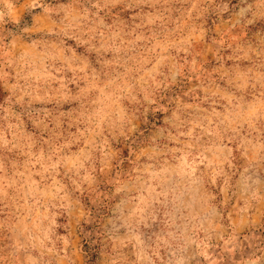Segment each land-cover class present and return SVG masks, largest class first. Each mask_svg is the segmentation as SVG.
Listing matches in <instances>:
<instances>
[{
    "label": "clouds",
    "instance_id": "9594fccd",
    "mask_svg": "<svg viewBox=\"0 0 264 264\" xmlns=\"http://www.w3.org/2000/svg\"><path fill=\"white\" fill-rule=\"evenodd\" d=\"M176 77L195 84L161 104ZM0 84L9 91L0 105L3 264H76L77 192L91 201L89 218L107 207L117 222L111 234L95 230V264H264V179H235L238 158L264 160V0H0ZM149 109L162 123L138 138ZM13 149L27 157L22 170L4 155ZM35 163L48 173L39 189ZM61 215L67 224L55 222ZM141 225L155 230L150 245Z\"/></svg>",
    "mask_w": 264,
    "mask_h": 264
},
{
    "label": "rangeland",
    "instance_id": "374dc122",
    "mask_svg": "<svg viewBox=\"0 0 264 264\" xmlns=\"http://www.w3.org/2000/svg\"><path fill=\"white\" fill-rule=\"evenodd\" d=\"M63 3L64 0H61ZM39 8H34L32 10L33 13L39 12ZM118 9H113L112 13H116ZM135 11V10H133ZM103 16V13L100 14ZM131 13L128 10H125L124 12L120 13V16L122 19L127 20ZM175 15V13H174ZM25 20H27L29 23L31 22V15H25ZM106 23H111V20H106ZM10 27V25L8 26ZM215 36V33L212 34ZM7 42V41H5ZM66 46H72L75 48V52L77 55L84 53V55H87L89 60L93 58V54H88L84 52L83 47H76L74 42L72 40L66 41ZM199 45H197V50H199ZM225 54H227V49L224 50ZM183 55V53H181ZM195 60H199L200 57H195ZM206 61H208L207 64L204 65L205 68H211L215 65V61L212 59V54L208 53L207 56L204 57ZM227 67V64L225 65ZM175 80L177 81L173 85H171V90L165 93V100H161L160 103L164 104L167 102V99L169 97L175 99L176 97H180L181 99H184L182 97V93L187 91L190 84H195L194 80H181L180 77H176ZM11 83V81H9ZM55 87V85H53ZM73 87L72 85H69V88ZM9 97V91L6 87H4L2 84H0V105H3L5 101L8 100ZM34 107L37 110L43 111V110H51L53 114H55L56 109L52 104H36ZM154 107V106H153ZM69 108V105L64 104L59 106V111H67ZM13 111H19L18 107L13 105L12 108ZM219 111V108H217ZM164 113L160 111H152L149 109L148 111L143 112V115L140 117V123L138 125L137 131L134 133L138 138H144L151 135L154 128L158 127L163 120ZM61 127H66V125H61ZM25 131L31 132L34 131L32 128L31 123H26L25 125ZM70 131L75 132L76 129H70ZM8 138V137H6ZM226 147L230 149H234V145H226ZM35 151V149H33ZM70 152L72 154L77 153V147L76 145L70 146ZM235 154V153H234ZM4 155L7 157L9 161H15L18 167V170L20 169V165H22L27 157L24 155L18 154L17 149H13L11 152L5 151ZM69 161H72V157L69 156ZM206 162L209 164V166L212 165V161L210 159H206ZM235 165H239V172L237 173L235 179H239V173H244L245 175H248L249 173L254 174L255 178L264 179V160H250L246 158H238L235 161ZM189 165H185L183 159L180 162V171L182 172L185 167H188ZM44 167H47L46 161L44 162ZM44 167H42L41 163H35L31 166V177L30 182L39 189L42 185L41 181V175L47 176L48 173L44 171ZM245 169L248 171L245 172ZM235 171V166H234ZM57 173L58 175L55 176V180L59 182V184H67L69 182V177L64 175V169L57 167ZM9 175H11V170L9 171ZM47 183L51 184L52 181L48 180ZM103 187V186H101ZM9 192L11 194V189H9ZM74 197H78L80 200V205L82 208V211L85 213L79 220L78 224H74L73 226V240L76 245V249L78 251L76 252L73 259L76 260V264H95L96 259V252L100 251V245L99 243L95 244V230H99L102 233L111 234V232L116 228L117 222L115 220V215L111 210H109L107 207H101L98 209V213L96 215V220L89 218V205L91 201L89 200V197L81 192L73 193ZM8 212V209L5 208L3 213H0V219L4 218V214ZM227 213H225L226 215ZM57 224H67L68 218L66 216H59L56 218L55 221ZM154 229L151 226H140V232L142 235V239L144 240L145 244L150 245L154 239ZM125 232V229L123 227L119 228L118 235H123ZM57 235L64 237L66 235L65 229L63 227L56 229ZM5 236H7V233H4ZM10 241L8 239H3L0 241V248H3L4 245L9 244ZM8 249H4L3 253H0V255H6ZM251 250L245 248L244 252L245 254L249 253ZM237 259L240 258L239 254L236 257ZM246 258V256H245ZM0 264H3L2 261H0Z\"/></svg>",
    "mask_w": 264,
    "mask_h": 264
}]
</instances>
